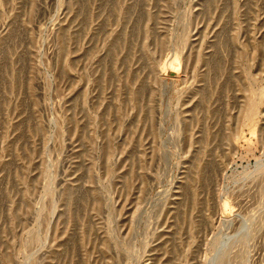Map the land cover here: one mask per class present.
Returning <instances> with one entry per match:
<instances>
[{
	"label": "rangeland",
	"instance_id": "obj_1",
	"mask_svg": "<svg viewBox=\"0 0 264 264\" xmlns=\"http://www.w3.org/2000/svg\"><path fill=\"white\" fill-rule=\"evenodd\" d=\"M227 243L264 264V0H0V264Z\"/></svg>",
	"mask_w": 264,
	"mask_h": 264
},
{
	"label": "bare ground",
	"instance_id": "obj_2",
	"mask_svg": "<svg viewBox=\"0 0 264 264\" xmlns=\"http://www.w3.org/2000/svg\"><path fill=\"white\" fill-rule=\"evenodd\" d=\"M186 42H187V40H186ZM185 42V43H186ZM200 54H198V56L196 57V59L197 60H199L200 59V57H202V55H200ZM175 56V55H174ZM178 56V55H177ZM178 58V57H177ZM174 59H176V58H174ZM178 62H179V58H178ZM174 67V66H173ZM172 67V68H173ZM259 94V93H258ZM258 94H256L255 93V96H254V98H252L253 100H252V104H248V107H247V117H249V116H252L253 115V112L255 111V112H257V105H258V102L256 101L258 98H257V96L256 95H258ZM257 102V103H256ZM256 106V109H255V106ZM260 167V166H259ZM242 237V236H241ZM245 241H247V238H245V237H243V238H240L239 240H238V242L239 243H244ZM232 242V241H231ZM230 243V242H229ZM231 244V243H230ZM225 246H223L222 248H218L219 249V251L218 252H216L215 254V256H214V258H213V260L211 261V263L212 264H226V262H227V258L226 257H228L227 255L229 254L228 252H229V250H230V246L228 245V243L227 244H224ZM227 245V246H226ZM232 245V244H231ZM217 249V250H218ZM210 263V264H211Z\"/></svg>",
	"mask_w": 264,
	"mask_h": 264
}]
</instances>
